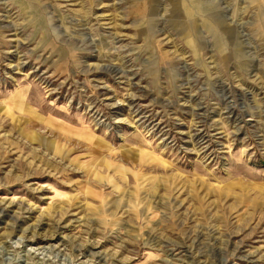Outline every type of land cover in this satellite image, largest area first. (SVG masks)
Returning <instances> with one entry per match:
<instances>
[{"label":"rangeland","instance_id":"1","mask_svg":"<svg viewBox=\"0 0 264 264\" xmlns=\"http://www.w3.org/2000/svg\"><path fill=\"white\" fill-rule=\"evenodd\" d=\"M0 264H264V0H0Z\"/></svg>","mask_w":264,"mask_h":264}]
</instances>
